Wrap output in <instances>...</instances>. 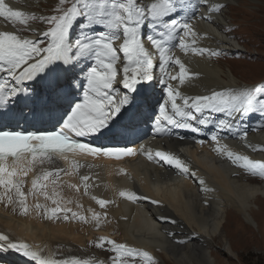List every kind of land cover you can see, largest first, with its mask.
<instances>
[{
  "label": "bare ground",
  "instance_id": "6f19581e",
  "mask_svg": "<svg viewBox=\"0 0 264 264\" xmlns=\"http://www.w3.org/2000/svg\"><path fill=\"white\" fill-rule=\"evenodd\" d=\"M249 1L210 0L211 4L219 3L224 7L220 12L213 13L209 22L200 19L201 13L207 15L204 8H194L197 0H181L185 8L178 12V18H191L193 31L198 37L196 46L221 52L215 57L192 54L191 37L185 41L190 46L188 54L179 50L178 40L165 43V48L169 49L168 55L179 57L189 73L199 74L180 86L185 95H205L224 88H252L232 67V64L237 63L232 57L241 48L247 49L244 42L237 38L242 30H234L232 27L237 23V26L244 25L245 29L257 30L254 25L258 22L252 20L262 19L264 15V3L258 9L250 10ZM5 3L13 10L41 17L53 14L56 0H5ZM28 25L34 29L47 27L39 19H30ZM25 27L19 23L13 26L0 18V31L17 32V29ZM17 34L33 38V33L27 30ZM145 44L149 46L146 40ZM261 58L258 56L256 60ZM164 78L167 79L166 74ZM60 83L63 85L65 82L61 80ZM30 87L37 100L47 95L46 78H37L31 82ZM163 88L164 85L155 80L137 85V91L133 94L136 97L135 107L132 104L128 106L131 111L127 112L123 121L116 122L122 116L118 115L101 133L79 138L100 148L139 149L143 142H148L144 146V154L117 159L69 153L68 161L62 160L64 163H59L53 159L54 163L38 164L26 177H22V190L27 192L36 175H42L45 171L54 172L56 169L65 170L55 178V185L51 183V176L42 183L48 184L46 191L50 196L53 191L56 192L52 198L58 200L61 207L70 208L78 216L84 215L85 221H80L78 217L67 221L44 218L38 214L35 204L39 202L48 208L56 205L52 204L51 199L46 201L39 193L26 195L28 211L25 213L18 202L15 205L8 202L4 190L0 189V234L8 235L13 242H24L32 250L42 249L46 258L68 261L75 258L81 264L85 261L87 264H111L110 256L113 254L95 246L101 236L148 251L158 264H233L232 259L238 258V254L237 247L230 239L235 238L239 230L246 235H250L252 230L262 234L264 232V178L246 174L244 170L233 166L226 157L218 155L213 150L216 145L210 137L219 136L220 144L227 145L234 153L264 162V151H253L236 134L237 129L240 132L246 130L247 144L264 145V119L252 115L243 122L233 123L229 131L226 115L216 114L212 122L200 125L190 118L173 114L174 119L191 126L185 128L170 125L163 117L156 115L157 106L164 96ZM71 91L75 92L74 89ZM147 91L150 94L145 96ZM70 99L75 102L79 95L73 94ZM14 107L15 115L11 119H0V127L23 130L59 127L62 118L70 111L68 102L41 110L33 104L26 106V102L21 99ZM168 108L170 112V105ZM157 119L162 121V133L154 131L153 122ZM219 120H224V125L216 123ZM199 140L205 142L197 143ZM156 151H167L184 160L191 171L205 182L206 190L201 191V186L193 178L178 175L174 168L162 161H150L147 154L154 155ZM73 158L82 162L76 164L75 170L69 168L72 166L69 161ZM85 175L90 178L87 191L81 181ZM73 184L78 186V191L69 187ZM121 191L134 193L141 199L132 202L126 196L121 197ZM93 196L110 203L100 208L92 199ZM69 200L71 203H68ZM93 212L101 214L99 227L92 219ZM170 233H174V237ZM175 240H185L187 243L179 244ZM136 259L139 260V257ZM121 260L134 264L129 257L122 256ZM0 264L35 262L16 251L0 250ZM139 264L146 262L139 260Z\"/></svg>",
  "mask_w": 264,
  "mask_h": 264
},
{
  "label": "snow or ice",
  "instance_id": "6c2138e0",
  "mask_svg": "<svg viewBox=\"0 0 264 264\" xmlns=\"http://www.w3.org/2000/svg\"><path fill=\"white\" fill-rule=\"evenodd\" d=\"M201 7L207 15L201 13L200 19L210 22L212 14L220 12L224 6L219 3L213 5L210 0H197L194 8ZM183 8L185 4L181 0H57L52 8L53 14L36 17L13 10L5 0H0V18L13 26L17 23L26 26L25 29H17V32L0 31V119H11L16 111L14 106L21 99L26 102V106L33 104L41 110L62 102L70 104V111L55 130H0V189L4 190V197L8 202L13 205L18 202L26 213V195L39 193L46 201L51 199L52 204L56 205L48 208L39 202L35 204L38 214L44 218L67 221L78 217L80 221H85L84 215L78 216L70 208L61 207L59 201L52 198L56 192L53 191L50 196L46 191L48 184L42 183L51 176V183L55 185V178L65 170L56 169L54 172L45 171L42 175H36L27 192L22 190V177H26L38 164L54 163L53 157L68 161L69 153L103 155L117 159L121 156L144 154L143 145L139 149L100 148L79 139L101 133L118 115L130 112L128 106L132 104L135 107L136 97L133 94L140 84L155 80L164 85V96L157 106L156 115L177 127L187 128L191 125L174 119L173 114L190 118L200 125L212 122L216 114L226 115L229 131L233 123L243 122L252 115L264 119L262 87L224 88L195 96L185 95L180 90L186 80L196 78L199 74L189 73L179 57L167 54V41L178 40L179 50L188 54L190 46L185 41L191 37L192 54L213 57L221 54L220 50L196 46L198 37L193 31L191 18H178V12ZM194 15L195 13L193 18ZM30 19H39L47 27L34 29L28 25ZM25 30L32 32L33 38L17 34ZM145 40L150 47L146 46ZM165 74L167 79L164 78ZM37 78H46L48 85L47 95L39 100L30 87L31 82ZM61 80L65 82L63 85ZM73 89L74 93L71 91ZM73 94L79 95L75 102L70 99ZM161 123L160 119L153 122L155 133L164 131ZM216 123L224 125L225 122L219 120ZM236 134L253 151H264V145L247 144L246 130L240 132L237 129ZM210 140L216 145L213 150L226 157L233 166L253 177L259 175L264 178V162L234 153L227 145L220 144L219 136H211ZM204 142L197 141L201 144ZM147 158L150 161H162L174 168L178 175L193 178L201 186V191L206 190L205 182L177 155L156 151L154 155L147 154ZM89 179L87 175L81 177L85 191L89 187ZM69 187L79 190L75 184ZM119 195L126 196L132 202L141 199L134 193L124 191ZM92 199L100 208H105L110 203L95 196ZM100 216L99 212H93L92 219L96 221L97 227L100 226ZM169 235L174 237V233ZM175 242L187 243L185 240ZM95 246L113 254L110 256L111 264H127L126 260H121L122 256L132 258L134 264H139V260L146 264H158L148 251L117 243L104 236L98 238ZM0 250L16 251L35 264H81L75 258L71 261L46 258L42 249L32 250L24 242H13L6 234H0Z\"/></svg>",
  "mask_w": 264,
  "mask_h": 264
},
{
  "label": "rangeland",
  "instance_id": "374dc122",
  "mask_svg": "<svg viewBox=\"0 0 264 264\" xmlns=\"http://www.w3.org/2000/svg\"><path fill=\"white\" fill-rule=\"evenodd\" d=\"M248 3V8L250 10H256L259 5L264 3V0H251ZM233 5H236V3ZM253 21L256 23L258 22L257 25H254L257 30L245 29L244 25L237 26V23L235 24L236 26L232 27L234 30H242L237 35V38L247 46L246 50L241 48L239 53L232 57V59L237 62L232 64V67L239 76L244 78V81L247 84L251 85L252 88L255 86L264 88V15H262V19H253L252 22ZM258 56L262 57L261 60H256ZM149 94L150 93L147 91L145 96H148ZM127 114V112H124L116 122L123 121L127 117ZM263 234L257 230H252L250 235H246L242 234L239 230L238 235L235 236V238L230 239V242L237 247L236 253L238 254V258H233L232 263L264 264Z\"/></svg>",
  "mask_w": 264,
  "mask_h": 264
}]
</instances>
